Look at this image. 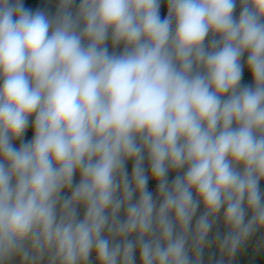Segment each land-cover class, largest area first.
Segmentation results:
<instances>
[{"label": "clouds", "instance_id": "9594fccd", "mask_svg": "<svg viewBox=\"0 0 264 264\" xmlns=\"http://www.w3.org/2000/svg\"><path fill=\"white\" fill-rule=\"evenodd\" d=\"M160 6L0 0V264H233L264 230V0Z\"/></svg>", "mask_w": 264, "mask_h": 264}, {"label": "built area", "instance_id": "2783aa9c", "mask_svg": "<svg viewBox=\"0 0 264 264\" xmlns=\"http://www.w3.org/2000/svg\"><path fill=\"white\" fill-rule=\"evenodd\" d=\"M131 176V175H129ZM79 177H76V182H78ZM148 190L153 193L154 197L156 194V184L155 182L151 179L149 176L148 180ZM202 211V209H201ZM80 214H83V209L80 210ZM199 215V212H198ZM219 230L221 232V235L224 234L225 229L223 228V225L221 224L219 226ZM242 251H245L250 254H255V255H264V230L258 231L247 243L246 245L238 252L235 260L233 261V264H237L239 255ZM213 257V260L218 258L219 253L215 245H213L211 248H206L204 250V260L205 264H207L209 257Z\"/></svg>", "mask_w": 264, "mask_h": 264}, {"label": "water", "instance_id": "95a60500", "mask_svg": "<svg viewBox=\"0 0 264 264\" xmlns=\"http://www.w3.org/2000/svg\"><path fill=\"white\" fill-rule=\"evenodd\" d=\"M41 2H44L54 8H57L58 6V0H39ZM77 3H79V0H77ZM239 12H240V6H239V2L237 3V8L235 10V16L238 18L239 16ZM160 15H161V18H164L167 16V0H161V6H160ZM30 119H34L33 118H30ZM27 132H30V133H33V127L31 125V123L29 124V127L27 129ZM16 147H19V145L15 144ZM132 166H133V162L132 161H128L127 164H126V168H127V171L129 173V175H131V171H132ZM144 167L146 170H148V161L147 159H145V162H144ZM148 175L150 176V170H148ZM176 173L174 172H170L169 173V181H171L174 177H175ZM260 188L262 191H264V181L261 182L260 184Z\"/></svg>", "mask_w": 264, "mask_h": 264}, {"label": "rangeland", "instance_id": "374dc122", "mask_svg": "<svg viewBox=\"0 0 264 264\" xmlns=\"http://www.w3.org/2000/svg\"><path fill=\"white\" fill-rule=\"evenodd\" d=\"M22 3L26 9H29L33 12L35 11H43L49 16H53L56 13L57 8H54L44 2H41L39 0H22ZM121 49H117V51H120ZM109 51H112L111 46L109 45Z\"/></svg>", "mask_w": 264, "mask_h": 264}, {"label": "crops", "instance_id": "0c3cea01", "mask_svg": "<svg viewBox=\"0 0 264 264\" xmlns=\"http://www.w3.org/2000/svg\"><path fill=\"white\" fill-rule=\"evenodd\" d=\"M237 264H264V255H255L242 251Z\"/></svg>", "mask_w": 264, "mask_h": 264}, {"label": "trees", "instance_id": "16d2710c", "mask_svg": "<svg viewBox=\"0 0 264 264\" xmlns=\"http://www.w3.org/2000/svg\"><path fill=\"white\" fill-rule=\"evenodd\" d=\"M244 61H246V56L244 58ZM244 61H242V63ZM241 84L242 85H251L252 84V79H251L250 73L248 72L246 67L244 69V74H243V77H242ZM32 136H33V133H30V132L26 131L25 136H24V141L25 142L30 141L32 139ZM15 144L20 145V141L15 142Z\"/></svg>", "mask_w": 264, "mask_h": 264}]
</instances>
